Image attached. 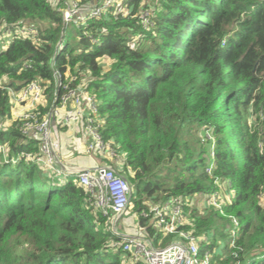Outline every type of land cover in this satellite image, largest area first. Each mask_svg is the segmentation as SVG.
Wrapping results in <instances>:
<instances>
[{
    "label": "trees",
    "instance_id": "16d2710c",
    "mask_svg": "<svg viewBox=\"0 0 264 264\" xmlns=\"http://www.w3.org/2000/svg\"><path fill=\"white\" fill-rule=\"evenodd\" d=\"M129 4L134 11L152 6L153 24L113 14L92 18L88 35L80 29V48L67 43L55 66L90 70L87 89L104 118L100 133L124 158L138 214L174 196L224 192L222 211L208 205L200 211L192 200L184 205L191 222L184 227L207 236L200 251H214L210 264H264V0ZM16 24L36 27L41 42L16 38L0 46V79L7 76L0 123L12 116L7 86L53 81L49 60L66 29L49 0H0V26ZM0 143H9L10 155L33 145L15 122L0 127ZM1 160L0 264H128L131 255L113 246L120 237L109 228L110 212L91 191L34 163ZM231 216L239 222L235 247ZM144 228L158 241L154 227ZM221 246L222 253L214 250Z\"/></svg>",
    "mask_w": 264,
    "mask_h": 264
},
{
    "label": "built area",
    "instance_id": "2783aa9c",
    "mask_svg": "<svg viewBox=\"0 0 264 264\" xmlns=\"http://www.w3.org/2000/svg\"><path fill=\"white\" fill-rule=\"evenodd\" d=\"M131 0H49L50 5L57 12L63 27L74 26L88 35L86 27L92 18H102L106 14L114 16H129L138 18L144 27L153 24L151 19L152 6L142 5L134 11ZM11 36L8 45L16 38H29L36 43L41 42L40 31L28 25H2L0 33ZM55 46L54 54L49 60L53 81L36 78L19 89L7 86L11 101L12 116L10 124L16 123L24 142L32 141V147L17 154L10 155L9 143H0L1 161L17 164L20 160L34 163L48 173L57 174L65 178L72 177L76 182L91 191L95 197V204L101 208L108 218L109 228L120 237V241L113 246H121L131 255L128 264L143 261L145 264H210L214 251H200V243L207 240L203 235H197L194 228L186 229L190 224L184 205L191 199L182 196L171 197L168 201L149 203L147 209H142L141 216L146 225L155 228L160 235L158 241L150 237L145 226L130 233H120L117 225L129 209L133 190L129 180L122 174V168L108 162L109 157L119 156L110 142H105L100 128L104 118L99 113V102L96 96L88 91L91 77L90 70H80L78 66L72 70L69 66L62 72L56 64V56L64 50L63 35ZM92 40L95 38L91 35ZM0 42L5 49L7 46ZM24 66H28L25 62ZM7 76L0 79V85L5 86ZM7 83V82H6ZM79 123L84 137L85 153L89 156L99 155L106 161L97 167L73 168L62 163L57 154L59 141L53 133V128L66 127ZM6 129V128H3ZM205 137L214 142L210 129H206ZM213 155V151L211 152ZM213 164L207 167L212 173ZM196 194L193 197H196ZM208 206L222 211L226 193L213 192L207 194ZM194 204V203H192ZM199 208V207H198ZM233 226L230 229V246H236L239 222L231 216ZM176 235L174 240L163 244V239ZM222 247L214 250L222 253ZM235 264H241L239 261Z\"/></svg>",
    "mask_w": 264,
    "mask_h": 264
},
{
    "label": "rangeland",
    "instance_id": "374dc122",
    "mask_svg": "<svg viewBox=\"0 0 264 264\" xmlns=\"http://www.w3.org/2000/svg\"><path fill=\"white\" fill-rule=\"evenodd\" d=\"M61 37L62 36L60 34L59 40L61 39ZM10 39L11 36H6L4 32L0 33V42H4L3 44L4 46L8 45ZM79 40H80V29H77L76 27H72V26L67 27L65 29V33L63 35V43L65 45L67 43H70L76 48H80ZM100 62L104 67H107L110 64V61L107 58L100 59ZM10 123H11L10 120L6 119L0 123V127L8 129ZM53 133L55 134V137L59 141L57 154L59 155L63 164L65 163L69 164L70 159H74L75 156H78L80 148L83 149L82 145L84 146L85 144L83 139L84 132H82L79 123H74L68 125L66 130H61L54 127ZM85 139L87 140L88 137ZM108 160H109L108 162H112L113 164H115L116 167L122 168V161L124 160L123 156L119 155L118 158L109 157ZM67 164L65 165L69 166ZM207 198H208L207 194L200 193V195H197L196 197L192 198V203H194V205H196L197 208L199 207L200 211H203L205 210L204 206L207 203ZM140 217L141 214L140 213L138 214V211H136L135 202L134 199H132L129 209H127L126 213L120 219L117 228L121 230L122 233H127L128 231H129L128 233H130V231H135V230L142 232L141 230H139ZM220 226H222V222H220ZM124 227L126 229H124ZM167 243H169V241L165 243L163 239V244H167Z\"/></svg>",
    "mask_w": 264,
    "mask_h": 264
},
{
    "label": "crops",
    "instance_id": "0c3cea01",
    "mask_svg": "<svg viewBox=\"0 0 264 264\" xmlns=\"http://www.w3.org/2000/svg\"><path fill=\"white\" fill-rule=\"evenodd\" d=\"M59 129L66 130L67 126L66 127H60ZM83 139H84V143H86V139L84 136H83ZM82 147H83V149L80 148L78 156H75L74 159H70V163L68 162L69 164H67V163H65V164H67L73 168H85V167H97L98 165L105 163L106 160H104V158H102L99 155L89 156L88 154H86L85 153V144H84V146L82 145ZM139 225H140V223H139ZM124 229H126V228L124 227ZM118 231L120 233H122L121 230L118 229ZM130 232H133V231H130Z\"/></svg>",
    "mask_w": 264,
    "mask_h": 264
}]
</instances>
